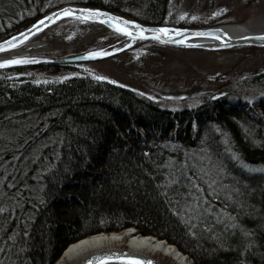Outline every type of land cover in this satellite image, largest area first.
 Returning <instances> with one entry per match:
<instances>
[{
	"label": "trees",
	"instance_id": "obj_1",
	"mask_svg": "<svg viewBox=\"0 0 264 264\" xmlns=\"http://www.w3.org/2000/svg\"><path fill=\"white\" fill-rule=\"evenodd\" d=\"M25 1L15 14L0 8V39L35 18L26 14L27 3L32 8L43 6L42 0ZM129 1L130 5L128 0L84 4L121 9L148 24L166 22L167 0ZM34 11L36 16L43 14ZM40 67L56 73L71 65L45 63ZM23 69L0 71V188L5 187V201L23 219L26 232L36 233L23 238L25 233L17 227L9 238L2 237L3 227L12 220L0 218V264H53L70 242L128 227L168 240L195 264H264L262 124H257L258 132L247 129L248 124L242 130L235 121L237 111L219 112L211 102L199 113L207 110L223 129L205 121L203 131L189 139L191 118L196 115H165L157 105L133 97V92L89 76L47 84L15 78L13 74ZM242 83L264 90V75ZM102 96L106 101L100 100ZM123 97L130 103L125 104ZM176 117L187 121L186 127L178 137L169 138L170 120ZM178 147L190 150L188 156L179 157L180 162L173 152ZM211 162L217 167V178ZM201 167L210 170V178ZM189 178L203 189L198 193L206 197L202 207L224 211L221 225L211 213L202 211L199 220L188 213L185 203L191 198L183 191L189 189ZM53 194L60 199L51 205ZM17 195L23 196L16 199ZM40 203L48 204L44 213L37 209ZM4 248L15 257L5 254Z\"/></svg>",
	"mask_w": 264,
	"mask_h": 264
},
{
	"label": "rangeland",
	"instance_id": "obj_2",
	"mask_svg": "<svg viewBox=\"0 0 264 264\" xmlns=\"http://www.w3.org/2000/svg\"><path fill=\"white\" fill-rule=\"evenodd\" d=\"M9 1V3H20L22 0ZM44 1L45 4L42 3L43 6L39 7V9L38 7L32 8L29 6V3H27L28 6H26V9L29 12L26 14L30 18L35 17L31 20L29 25L43 19L47 13L45 8H48L51 3H60L57 6L59 8L60 5L63 6L66 4H70L69 6H73L72 4L76 3L85 5L84 2L90 0ZM144 1L149 2V0ZM151 1L155 2L157 0ZM0 2H2V0H0ZM26 2H28V0H26L25 3ZM128 4L130 5L129 0ZM9 6H12V4H9ZM1 7L2 3H0V8ZM34 9L37 10V12L41 11L43 14L36 16ZM185 13H187V15H184ZM213 13H215V15H213ZM13 14L15 13L13 12ZM165 19L166 22H170V24L174 26L179 25L194 28L210 24L218 26V23L230 19L232 22H235V24L242 26L249 33L250 31L264 32V0H167L165 6ZM141 23L142 26L147 27L155 25L145 22ZM121 35L122 34L110 32L103 23H89L81 18L68 17L61 22H56L48 26L42 34L34 38L33 42L38 44L37 47L13 56L12 58L29 56L53 57L59 58L57 60H61L63 57L66 58L73 55L85 56L88 55L90 51L100 50H104V53L113 50V52H110L112 54L108 57L95 60L75 62L69 69H62L56 73H52L49 69H43V67H40L41 65L31 67L30 65L24 64L22 66L17 65L8 67V69L24 67V71L14 73V77L19 80L25 79L28 82L34 83H61L74 77L89 76L98 81L123 87L133 92V97H142L157 105L160 110L164 111L165 115L174 116L179 112H182L183 115L192 114L190 117L196 115V119L195 117L193 118L194 120L191 118L192 127L195 128L196 133L203 131L202 122L205 124V121H207L208 125L211 127L216 125L217 128L223 129V127L216 124L215 120L209 116L207 110H205L206 113L203 111V113H199L203 106L212 102L213 104L215 103L214 106L219 112L228 113L237 111L239 116L236 117L235 121L239 128L242 129L243 127V129H246L244 126L248 124L247 129L258 132L259 130L256 128L257 124H262L260 131L264 134V90H255L252 84L242 83L248 79L255 78L257 75H264V47L256 48L248 47L247 45H234L228 47H235L232 51H220L202 47H199L200 49L194 47L175 48L171 45L154 40L149 41L141 39L143 40L142 43L137 44L133 42V45L125 47L122 51H117V49L122 48L125 44L119 41V36ZM224 49H227V47ZM57 60L54 62L57 64H64L57 62ZM30 67L31 69H29ZM97 77H108V79H98ZM113 81H116V83H113ZM208 107L211 108L213 106L211 105ZM194 111L198 112V115L194 113ZM164 114L162 116H165ZM180 117L170 120L172 127L167 131L169 138L178 137L179 132L186 127L187 121L182 124V120H179ZM179 148L180 147L173 150L174 153H177L176 156L178 158H176V161L178 160V162L181 160L179 157H183V153L187 156L190 154V150ZM187 164L188 162L184 163V166L186 167ZM210 167H212V173L216 175L218 172H215V170H217L215 164L211 162ZM218 175L219 174L216 175V178ZM247 175H249V173H247ZM2 180L4 181V179ZM0 182L2 181L0 180ZM206 183L207 182H204V184ZM67 184L72 186L70 181ZM186 190L189 193L194 192L193 189L190 190L189 188L185 189L183 194H187ZM21 196L23 195H17L16 199H19ZM189 197L191 198V195ZM58 199H60L59 196L53 194L51 198H49L51 205L52 203L54 204L55 201L59 202ZM5 202L7 203V201ZM11 202L14 203V200H11ZM41 204L44 205L42 206ZM40 206L37 205L39 213H44L42 211L47 208L48 204L45 205V203H40ZM0 209H3L0 211V218L7 217L12 220L10 224L3 227L1 231L2 237L10 236L13 229L18 227L22 229L26 235L24 236L22 234L23 232L17 234L16 236L18 239L21 235H23V238H27L29 231L26 232L24 225H22L23 219L20 220V216L11 213L8 209V205L6 207L0 206ZM201 211L207 215L209 213L215 215L214 217L216 218L214 221L219 225L222 224L220 214H224L223 210L221 212H216L211 210V208L208 210L202 207ZM125 230L115 234L124 236L125 233L128 232ZM31 233H36V231H32ZM31 233L30 235H32ZM133 233L142 238L153 239L180 250L178 246L169 243L168 240L160 239L154 235H143L139 233L135 227H133ZM109 235L111 236V234ZM9 236L5 238H9ZM89 237L93 236H87L76 242L87 240ZM124 240H126V238H124ZM4 241L5 240H3V242ZM124 244L125 241H122L117 245L124 246ZM65 250L66 249L60 253L55 264H77L76 258H62ZM185 256L189 258L191 264H195L193 258L188 254ZM156 259L159 260L161 264H176V260L170 256L156 255Z\"/></svg>",
	"mask_w": 264,
	"mask_h": 264
},
{
	"label": "bare ground",
	"instance_id": "obj_3",
	"mask_svg": "<svg viewBox=\"0 0 264 264\" xmlns=\"http://www.w3.org/2000/svg\"><path fill=\"white\" fill-rule=\"evenodd\" d=\"M9 0H2V7L4 8L5 11H10V13H13V11L19 10L18 8L20 7V3H9ZM43 4H45V1L42 0ZM6 4V6H5ZM9 4H12V6H9ZM70 4H66L63 6H60L59 8L57 7H48L45 8L47 9V13L45 14V16L49 15V16H53V14L59 12L60 9H64L67 6H69ZM76 11L77 14L76 16L79 15H87L86 13H84L82 10L83 9H100L101 11H105L109 14L116 15L114 17L117 18H122L124 21H132L134 23L137 24H142L140 21L138 20H134L132 17L127 16V13H124L120 10H116V11H111V10H107L105 8H99L96 6H91L88 4L85 5H79L78 3L76 4H72ZM56 8V9H55ZM44 16V17H45ZM56 17V15H55ZM78 18V17H75ZM66 18H61V20H57L56 22H61L62 20H65ZM0 21H1V17H0ZM9 21H11V19H9ZM8 20H6V23H9ZM86 22L92 23V22H97V21H90V20H86ZM117 24H119L120 27H127L129 30L133 31V23L132 24H124L121 23V21L118 19L117 20ZM210 24V23H209ZM105 25V24H104ZM31 25H27L24 28H22L19 32H14L11 33L9 36L7 37H3L0 39V47H2L3 49V53L0 54V61L3 60H7L9 58H12L13 56H16L18 54H22L27 50H30L32 48H35L38 46V44H36L34 41V38H36L37 36H39L40 34H42L45 30H43L42 32H38L36 35H34L32 38L30 39H18L19 42V46H17L18 44H12L14 42H12L13 37H18L21 34L25 33L23 36L25 37L27 34H29L31 32L30 29H28ZM108 30H110V32L112 33H117V34H121L122 32L118 31V30H113L110 27H108L107 25H105ZM152 27L156 28H168L170 29H181V30H191L193 32L199 33V36H197V38L195 39V43H198L194 46V48H198L202 47L205 42H207V37L208 35H214L216 33V35L220 34L217 38V40H214L215 42H223L226 37L223 39L222 36V32L218 31V32H214V28L219 27L220 29L223 30V32L227 35H229L232 38H242V39H248L246 36L249 32H247L242 26H240L239 24H235V22H232L230 19L228 21H222L221 23H218V26L215 25H203V27H186V26H174L172 24H170V22H165L162 25H153ZM116 28V27H115ZM37 28H34V30ZM206 32V33H202V32ZM258 34H264V32H251L248 35H258ZM202 37V38H201ZM23 39V40H22ZM231 39V38H230ZM144 40H149L152 41L151 39H144ZM119 41L120 42H124L125 44L123 45L122 48L117 49V51H122V49H124L125 47L131 46L133 45V42L140 44L143 42V40H132L128 39L127 36L124 34H122L121 36H119ZM210 41V40H208ZM5 42H7V44H5ZM8 45H12L11 47H9ZM172 46V44H170ZM242 45H247L248 47H264V44H242ZM240 46V45H239ZM175 48H183L180 46H172ZM231 47V46H229ZM6 48H11L9 50H7ZM202 48H206V49H217V50H222V51H232L235 47L233 48H228L224 49L225 47H202ZM7 50V51H6ZM5 51V52H4ZM116 51V52H117ZM207 51V50H206ZM104 52V50H103ZM110 52H113V50H111ZM109 51H106L104 55H100L103 57H108V53H110ZM81 55H73L70 57H79ZM19 57H24V56H19ZM70 57H66V58H70ZM101 57V58H103ZM25 60L27 61V64L25 65H30L32 66H37V65H41V64H55V60L59 59V58H53V57H29V56H25L24 57ZM38 59H42L43 61H40ZM61 59H65L64 57ZM99 59V58H98ZM74 62H64V64L66 65H71L73 66ZM24 65V64H23ZM22 66V65H20ZM31 67L29 69H31ZM8 69V67H4L1 68L0 71ZM28 69V70H29ZM24 70H22L23 72ZM10 79V78H9ZM110 84V83H109ZM112 86L115 87H119L117 85L114 84H110ZM121 89H124L123 87H119ZM103 94V93H101ZM105 97V96H104ZM101 101H106L105 98H103V96L100 99ZM124 103L125 104H129L130 101L128 99H126V97H123ZM184 124V123H182ZM193 128V127H192ZM198 133L195 132V128H193L192 130H190L189 132V139H194L195 137H197ZM32 139V138H31ZM237 141H240L239 139ZM14 149V148H13ZM201 151V147H198V150L196 151L197 153ZM12 159H16L15 156L12 157ZM5 187L2 186L0 188V206L2 207H6L8 205V209L11 211V213H16L15 209L12 207V205L9 202H5ZM7 198V197H6ZM40 217V216H39ZM6 219H2V221H4ZM125 231H128L125 233L124 236L115 234L117 233V231H100V233L97 234H93L90 236L93 237H89L87 240H81L79 242H70V244L68 245L67 248H65L66 250L63 253L62 258H68V259H74L76 258L77 260V264H86V260L88 258H94L96 256V254L98 253H103L106 252L108 255V258L110 259H114L115 257L120 256L119 254L121 253H130V252H135L141 255H145L147 257L152 258L154 261H157V264H161L159 260L156 259V255H165V256H170L172 258H174V260H176V264H191V262L189 261V258L186 257L185 253H182L180 250H178L175 247L172 246H167L165 243L162 242H157L153 239H145L142 238L141 236H137L135 233H133V227H128ZM107 234V235H106ZM111 234V236L109 235ZM124 238H126V240H124ZM125 241L124 246H119L117 245L118 243ZM5 254L9 255L11 258H14L15 255H10V253L6 252V249L4 248ZM133 256V255H132ZM17 257V256H16ZM90 261L93 262V264H97L98 261L97 259H90ZM57 262V259L54 261V264ZM109 264H132V262H116V263H109ZM154 264V262H153ZM163 264V263H162Z\"/></svg>",
	"mask_w": 264,
	"mask_h": 264
},
{
	"label": "water",
	"instance_id": "obj_4",
	"mask_svg": "<svg viewBox=\"0 0 264 264\" xmlns=\"http://www.w3.org/2000/svg\"><path fill=\"white\" fill-rule=\"evenodd\" d=\"M66 8H71L77 14V11H76L74 6H67ZM101 12L107 13L105 11H101ZM110 15L112 16V14H110ZM113 16H116V15H113ZM45 17H48V19L45 20L43 17V19L40 20V21H43L42 23L36 22V23L32 24L28 28L31 30V32L29 34H27L25 37L23 36L25 33H23L22 35L15 37V40H13L11 38L12 42H14L12 44H14V45L18 44L17 46H19L18 39H21V38L30 39L34 35H36L38 32L40 33L43 30H45L46 28H48V26L56 23L57 20H59V19L61 20V18H68V17H78V18H81L84 20L97 21V22H100V23L107 25L108 27H110L113 30H117V28L113 27L112 20L106 16H101L99 19H88L87 15H82V16L81 15H79V16H76V15L75 16H73V15H59V12H57L56 17L55 16L52 17L49 15H47ZM33 25H35V28H37V29L34 30V28L32 27ZM137 25L141 26V28L145 30L143 37H141L138 33H136L135 29H136ZM157 28L158 27H156V28H154L152 26L147 27V26H142L141 24L133 23V34L135 36V39L128 37L126 33L122 32L121 34H123V35L125 34L128 39H131V41L132 40H141V39H143V40L144 39H151V40L163 43V44H167V45L172 44V46H180V47H194L196 44H198V43L194 42L195 41L194 38H197V36H199V33L193 32L191 30H181V29H176V28L170 29L167 34L150 31L152 29H157ZM213 30H214V32L221 31L223 39L225 37H226V39L223 42L219 43V42H215L214 40L218 41L217 37L220 34L216 35V33H215L214 35H208L207 42H205V44L202 47H229V46L242 45V44H257V45L264 44V34H258L256 36H254V35H248V34H250V33H248L246 36L248 39H242V38H232L229 35H225L223 30L220 29L219 27L214 28ZM202 33H206V32L204 31ZM156 37H159V39H157ZM208 40H210V41H208ZM6 49L9 50L11 48H6ZM3 50H5V49L0 47V54L3 53ZM111 54L112 53H110V54L108 53V56ZM101 57H103V56L85 55V56H79V57L65 58V59L57 60V62L64 63V62H74V61H76V62L88 61V60H95V59H98ZM9 59H12V58H9ZM38 60L43 61L42 59H38ZM23 64H27V61L25 60L24 63H20V64L2 65V66H0V69L4 68V67H12V66L23 65ZM107 255L108 254L106 252L98 253V254H96V256L94 258H88L85 263L88 264V261H90V259H97V261H98L97 264H109V263H116V262H124V263L126 262L127 263V262H130L128 259H126V258L120 259L118 257H128V256L133 255L134 257H139L141 260H144V261L150 260V261L154 262V264H157V261H154L152 258L147 257L145 255L135 253V252H130L127 254L121 253V254H119L120 256L115 257L114 259L108 258Z\"/></svg>",
	"mask_w": 264,
	"mask_h": 264
},
{
	"label": "snow or ice",
	"instance_id": "obj_5",
	"mask_svg": "<svg viewBox=\"0 0 264 264\" xmlns=\"http://www.w3.org/2000/svg\"><path fill=\"white\" fill-rule=\"evenodd\" d=\"M82 11L87 14L88 19H99L101 16L109 17L113 22V27H116L117 30L120 32L126 33L128 37L135 39L133 31L129 30L127 27H120L119 24H117V20L119 19L121 21V23H124V24H132L134 22L124 21L122 18H117V17L111 16L108 13H103V12H101L100 9H83ZM55 15L56 14L54 13L53 16H55ZM59 15H73V16H75L76 13L71 8H64V9L59 10ZM184 15H187V13H185ZM213 15H215V13H213ZM44 19L47 20L48 17H44ZM42 22L43 21H38L37 23H42ZM32 27L35 28V25H33ZM135 31L141 37H143L145 30L142 29L141 26L137 25ZM150 31L167 34L169 32V29L168 28H157V29H152ZM225 35H227V34H225ZM156 38L159 39V37H156ZM12 39L15 40V37H13ZM5 44H7V42H5ZM8 46L11 47L12 45H8ZM104 54L105 53L103 52V50L88 52L89 56H97V55H104ZM24 62H25L24 57H15L12 59L0 61V66L10 65V64H20V63H24ZM97 78L98 79H108V77H97ZM113 83H116V81H113ZM200 171L203 173V175H207L210 178V170H206L204 167H201ZM184 175H187V174L184 173ZM195 176H196V173H193V178ZM193 178H189L188 186L190 189H193V188L196 189V191L189 193L191 195V199L186 201L185 207L187 208L189 214H194L195 218L197 220H199V218L203 215V212L201 211V208H202L201 201H205L206 197L198 195V193L203 191V189L201 188L200 184L194 183ZM209 190H212L211 185H209ZM2 210L3 209H0V211H2ZM189 218L190 219L193 218L192 215H190ZM203 226L207 227L206 224ZM193 234H195V233H193ZM118 258H120V259L126 258L129 261H131L132 264H153V262L150 260L144 261V260H141L139 257H134V256L118 257ZM88 264H93V262L88 261Z\"/></svg>",
	"mask_w": 264,
	"mask_h": 264
}]
</instances>
